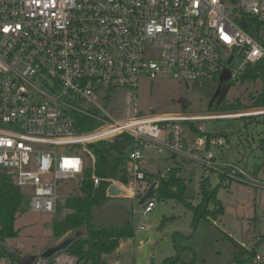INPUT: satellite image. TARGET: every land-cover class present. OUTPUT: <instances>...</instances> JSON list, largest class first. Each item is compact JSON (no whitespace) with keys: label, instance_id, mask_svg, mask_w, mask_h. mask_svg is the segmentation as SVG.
<instances>
[{"label":"built area","instance_id":"1","mask_svg":"<svg viewBox=\"0 0 264 264\" xmlns=\"http://www.w3.org/2000/svg\"><path fill=\"white\" fill-rule=\"evenodd\" d=\"M224 1L0 0V170L25 192L28 211L53 214L60 184L78 185L93 165L88 146L123 135L130 138L128 182L101 180L92 168L94 187L117 184L122 198L140 201L147 192L148 149L198 165L204 178L215 171L220 182L250 180L244 159L216 161L226 137L195 123L259 117L264 108L148 115L139 109L142 79H218L229 57L240 60L226 66L230 82L247 66L261 63L264 72V0ZM247 20L257 36L241 27ZM156 171L164 179L170 168ZM155 204L154 197L145 200L140 216ZM251 264H264V255L255 253Z\"/></svg>","mask_w":264,"mask_h":264},{"label":"rangeland","instance_id":"2","mask_svg":"<svg viewBox=\"0 0 264 264\" xmlns=\"http://www.w3.org/2000/svg\"><path fill=\"white\" fill-rule=\"evenodd\" d=\"M260 31L264 32V29L260 28ZM239 63L240 60L235 58L232 66L236 67ZM217 86L216 78L187 83L178 82L169 76L152 81L142 79L138 88L139 109L143 115L216 113L218 109L213 106L216 103L211 107L209 104ZM260 87L259 81L234 82L219 110H225L228 105L236 103L240 106L233 109L236 111L264 108L252 105ZM117 106L119 107V102ZM114 117L121 118L120 107ZM195 125L202 126L206 133L226 136V146L215 152L216 161L241 164L244 159L250 180L246 183L234 180L220 182L222 178L215 171L209 172L204 178L201 167L177 159L179 177L186 184L183 197L197 206L201 202L199 185L205 181L210 190H215V199L221 203L222 213L214 219L210 217L207 220H194L193 211L176 198L162 200L153 196L156 199L155 207L141 217L139 200L124 202L122 197L110 199L93 209L92 215L96 222L118 226L129 222L134 235L130 239L120 240L118 248L104 257L107 264H163L169 259H176L174 264H233L232 255L237 250L234 243L264 255V115L201 121ZM142 154L144 168L154 175L155 168L162 172L176 165L175 161L158 155L155 149L143 150ZM151 180L150 185L147 184L148 189L151 187ZM77 187L74 183L60 184L59 198L53 214L32 213L26 209L15 221L22 233L18 239H12L8 242L9 245L3 246L7 256L0 258V264H18L20 253L29 249L40 250L48 241L58 245L67 239L66 234L57 241L52 239L51 223L54 218H62L68 213L63 206L64 200L77 194ZM106 206L112 212L110 215L100 213L99 209ZM212 207L213 204L208 203V209ZM139 225H143L144 230L137 231ZM71 235L83 237L85 229L73 231ZM15 246L22 250L15 251ZM0 252H3L2 249ZM41 254L36 255L33 264L39 262ZM250 260L248 264H251Z\"/></svg>","mask_w":264,"mask_h":264},{"label":"trees","instance_id":"3","mask_svg":"<svg viewBox=\"0 0 264 264\" xmlns=\"http://www.w3.org/2000/svg\"><path fill=\"white\" fill-rule=\"evenodd\" d=\"M251 25L252 22L247 20L241 24V27L248 33L257 36L255 29ZM256 28H259V25ZM226 66L224 64L223 68ZM237 81L241 83L259 81L261 85L260 92L257 97L253 98L252 105L264 106V72L261 63L247 66L237 75L234 81L230 82V87ZM220 105H213L218 109L217 112H227L240 107L236 103L235 105H228L225 110H219ZM95 126V124H92L81 129H92ZM129 143L130 138L123 135L113 143L100 142L88 146L93 155V165L87 166L85 169L77 187V194L65 198L63 206L68 213L62 218H54L51 223L52 239L56 241L65 234L80 229H85V236L73 237L63 251L46 260L47 264H56L57 258L61 254L74 257L76 260L75 264H107L104 257L118 248L120 240L133 237L134 229L129 222L122 226L105 224L95 222L92 215L94 208L100 207L110 200L106 196L108 183L101 181L97 187H94L92 168L93 174L101 180L112 179L127 183L128 180L123 175V165ZM178 165L170 167V171L164 179H159L157 175L151 173L146 174V184H149L151 179L152 182L159 180L158 188L151 193L150 197L156 196V198L162 200L176 198L193 211L194 220L201 218L207 220L210 217L214 219L219 216L223 211L221 203L215 199V190H210L207 182H201L199 185L201 202L197 206H193L183 197L186 184L179 177L180 167ZM208 203L213 204L212 209H208ZM26 209L28 210L27 195L14 184L11 175L0 170V247L6 240L18 237L19 230L15 229V220ZM229 240L231 239L229 238ZM255 253L252 248L248 249L237 245V250L232 255V263L248 264L250 259L252 261ZM174 263H176V259L166 260L163 264Z\"/></svg>","mask_w":264,"mask_h":264},{"label":"water","instance_id":"4","mask_svg":"<svg viewBox=\"0 0 264 264\" xmlns=\"http://www.w3.org/2000/svg\"><path fill=\"white\" fill-rule=\"evenodd\" d=\"M231 61H232V57H229L227 61V65H230ZM230 79H231V72L229 68L226 67L221 71L218 77V86L214 92L209 107H211L214 102L216 103L217 106L222 103L225 95L227 94L230 88ZM152 191H153V186L149 187L145 195L140 199L139 205H142L145 202V200H147L150 197ZM106 196L109 198L120 197V187L117 184L110 185L106 191ZM71 241L72 238L64 239L61 243H59L55 247H51L46 251H44L41 254L40 258L43 260H47L51 256L59 253L60 251H63ZM35 260H36V255L25 256L18 259V264H33Z\"/></svg>","mask_w":264,"mask_h":264},{"label":"crops","instance_id":"5","mask_svg":"<svg viewBox=\"0 0 264 264\" xmlns=\"http://www.w3.org/2000/svg\"><path fill=\"white\" fill-rule=\"evenodd\" d=\"M176 164H177V162H176ZM124 198V202H134V200L133 199H131V198H125V197H123ZM111 200H114V199H116V198H110ZM99 208V207H98ZM101 212V214H103V215H110L112 212H111V210L110 209H108L107 208V206L106 207H104V208H102V209H99ZM92 212H93V210H92ZM99 214V213H98ZM114 214H116V216H117V212H115ZM19 217H21V215H18L17 217H16V220L19 218ZM15 220V221H16ZM93 220L96 222V220H95V217L93 216ZM100 220V219H99ZM100 222V221H99ZM15 226V229H18L19 230V234H18V237L17 238H15V239H18L19 237H20V235H21V233L22 232H20V228H18V227H16V225H14ZM72 232H69V233H67L66 234V236H65V238H73L72 237ZM51 236H52V234H51ZM82 237V236H81ZM12 240H6L3 244H2V247L3 246H7V245H9L10 243H8V242H11ZM237 244V243H236ZM57 244L56 243H54V244H52V243H50V241H48V244H46V246H44V247H42V249H29V250H27V251H25L24 253H20L19 254V258H21V257H25V256H30V255H38V254H41V253H43L44 251H46V249H49V248H51V247H55ZM238 245V244H237ZM239 246H241V245H239ZM2 247H0V249H2V251L3 252H0V258H5L7 255H6V251L2 248ZM241 247H243V246H241ZM15 251H20V250H22V249H18V247L17 246H15ZM249 249V248H248ZM257 253V252H256ZM5 255V256H4ZM58 261H61V262H65V263H67V264H75V262H76V260H75V258L74 257H71V256H68V255H65V254H61V255H59L58 256V258H57V262ZM118 264V263H117Z\"/></svg>","mask_w":264,"mask_h":264}]
</instances>
